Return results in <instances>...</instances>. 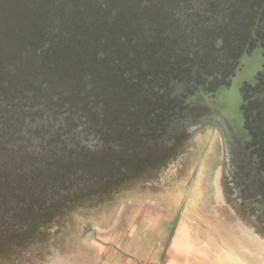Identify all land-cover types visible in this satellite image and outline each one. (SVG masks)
Segmentation results:
<instances>
[{
	"label": "trees",
	"instance_id": "trees-1",
	"mask_svg": "<svg viewBox=\"0 0 264 264\" xmlns=\"http://www.w3.org/2000/svg\"><path fill=\"white\" fill-rule=\"evenodd\" d=\"M3 1L0 5H8L9 12L0 11V34L6 32L16 45L8 57L17 62L4 65L15 78H0V155L11 160L0 172L6 181L0 185L1 232L54 217L57 185L72 176L83 180L93 172L91 179H96L104 170L137 164L134 139L151 131L142 123L152 113L142 76L147 63L168 49L165 31L155 27L157 38L145 48L134 37L142 30L134 21L150 9L146 3ZM16 8L21 10L11 14ZM3 53L0 42V58ZM98 82L115 94L119 115L125 110L123 123L106 112ZM18 167L29 171L24 174ZM46 198L52 201L49 206Z\"/></svg>",
	"mask_w": 264,
	"mask_h": 264
},
{
	"label": "flooded vegetation",
	"instance_id": "flooded-vegetation-1",
	"mask_svg": "<svg viewBox=\"0 0 264 264\" xmlns=\"http://www.w3.org/2000/svg\"><path fill=\"white\" fill-rule=\"evenodd\" d=\"M165 3V8L159 6L162 10L152 13L160 17L155 28L165 31L168 49L163 57L147 63L142 76L149 91H144L150 103L147 109L152 112L142 123L151 131L134 139L136 168L145 167L149 159L158 163L168 159L169 166L185 158L188 100L198 95L216 99L223 88L231 87L243 62L255 55L264 59V0ZM241 95L250 140L231 145L225 179L233 189L230 192L241 191V196H249L251 209L260 210L254 201L264 193V65L252 82L243 83Z\"/></svg>",
	"mask_w": 264,
	"mask_h": 264
},
{
	"label": "rangeland",
	"instance_id": "rangeland-1",
	"mask_svg": "<svg viewBox=\"0 0 264 264\" xmlns=\"http://www.w3.org/2000/svg\"><path fill=\"white\" fill-rule=\"evenodd\" d=\"M2 1L0 0V2ZM134 2L146 3L150 7L149 11H145L134 21L137 28L142 27L140 32H134V37L140 39V46L145 48V45L150 44L151 39L157 38L154 34V27H156L155 22L158 23L160 17L152 14L157 12L156 8L153 9L152 7L157 6L159 10L162 6L163 9L167 6L165 2L168 0H135ZM7 6L1 4L0 11L9 12L6 9ZM11 10V14H14L21 9ZM137 28L135 29L137 30ZM9 38L10 36H6V32L1 31L0 42L3 44L4 52L1 56H5V58L3 56L0 58L1 80L9 76L4 67L6 62H17V60L8 57L12 53V47L16 48V45ZM9 78H15V76H9ZM98 83L101 87L99 94L106 104V112L118 124L123 123L124 116L122 115L125 114V110L119 115V109L115 108L113 102L116 98L115 94H112L104 82ZM76 94L75 92L71 94L72 104L77 101ZM6 123L5 128L7 129L10 123ZM113 136L111 135V137ZM1 143L4 145V141ZM188 145V149L193 148L196 151V158L191 162H185L184 158L176 159L168 166L166 164L168 159H162L160 163L149 159L145 167H138L137 169L131 167L126 170L112 169L114 174H107L110 176L106 181L90 179L88 180L89 184L80 185H70L68 182L70 186L57 192L59 201H56L58 209L54 211L57 214L56 220L42 225L44 229L39 232L38 229H35L34 232H26L22 239L26 243L20 244L17 246V250H14L17 254L2 255L4 257L0 256V259L5 264H46L53 260L60 264H99L102 256L99 253L100 249L110 246L107 238L123 228L125 216H130L136 210L143 208L147 211L149 206L161 204L160 202L168 199V205L170 201H173L176 206L174 216L177 218V222L173 229L175 238L178 239V235H183L185 232L184 234L188 235L189 239L186 244L201 248L203 245L208 246L207 248L212 249L211 253L216 256L213 257L214 254L209 253L212 257L209 260L210 264H241L239 259L236 263L235 260L229 258L222 247L230 249V246L223 244L217 233L193 218L195 214H204V211L205 213L207 211L205 208L203 210L201 205L210 199L211 172L213 166L219 168L223 146H220L219 156L213 158L212 154L216 151V141H214L212 133H206L197 142ZM0 146L2 145L0 144ZM6 160L10 161L9 164L11 163V160L2 158L0 155V172L6 170V163H4ZM18 160H14L12 163H16ZM20 163L22 162L20 161ZM161 165L166 166L162 169ZM158 166L162 168L158 169ZM3 176L0 173V178ZM8 177L10 179L12 175ZM22 179L23 177H17V180ZM1 182L4 181L0 179V185ZM101 182L106 184L102 185ZM71 196L73 199L71 204L69 206L65 204L63 209L60 204L64 203V199L69 202ZM207 213L209 214V211ZM182 215L183 217H181ZM212 238H214L215 244L211 242ZM251 262L255 264L253 261Z\"/></svg>",
	"mask_w": 264,
	"mask_h": 264
},
{
	"label": "water",
	"instance_id": "water-1",
	"mask_svg": "<svg viewBox=\"0 0 264 264\" xmlns=\"http://www.w3.org/2000/svg\"><path fill=\"white\" fill-rule=\"evenodd\" d=\"M243 65L242 71L238 72L237 76L233 79L231 87L223 88L216 95V99L198 95L188 100L190 108L186 114L188 120L185 124L188 132L187 144L197 142L206 133H212L214 141H216V151L213 153V158L219 156L217 151L221 145L223 146L219 168L218 166L217 168L213 166V171L211 172L210 199L204 205H201L203 210L205 208L209 211V214L207 211L206 213L204 211V214H195L193 218L217 233L223 244L225 243L230 246V249L227 250L232 252L236 260L239 259L241 261V264H252L251 261L255 264H264V193L258 197L257 195L252 196L253 200L256 197L258 198V200L254 201V204L256 203L258 205L256 208H260V210L251 209L252 202L248 201L249 196L248 198L241 196V191L235 194L230 192L233 189L229 187L225 179L228 175V167L231 160L229 152L231 145H242L244 141L250 140L248 131L244 127L245 120L241 110L244 103L241 88L245 81L252 82L256 73L262 70L264 59H260L255 55L252 59L243 62ZM194 158H196V151L193 148L187 149L184 161L191 162L195 160ZM161 166L163 167V165ZM161 166H158V169L162 168ZM21 168L18 167L17 170L22 171L24 174L29 171L27 168H24L25 170ZM129 168L131 167H123L120 170ZM132 169L137 168L136 166H132ZM113 170H104L98 174L96 180L106 181L110 176L107 174H114L112 173ZM90 174L83 180L72 176L69 184H89L88 180L95 173L93 174L92 172ZM104 184L106 183H102V185ZM70 185L68 183L57 185L56 194L60 189H65ZM70 198L69 202L64 199V203L60 205L65 207V204H67L69 206L73 200L72 196ZM44 202L46 206L52 203L49 198H46ZM56 218L57 214L52 218L44 217V219L31 225L18 223L17 227H19V231L15 227L5 232L0 231V256L16 255L17 252L14 250H17V246L20 244H24L25 241L22 239L26 232H34L35 229H38L39 232L44 229L42 225L49 224V222L52 223ZM0 264L5 263L0 259ZM46 264L60 263L53 260Z\"/></svg>",
	"mask_w": 264,
	"mask_h": 264
},
{
	"label": "crops",
	"instance_id": "crops-1",
	"mask_svg": "<svg viewBox=\"0 0 264 264\" xmlns=\"http://www.w3.org/2000/svg\"><path fill=\"white\" fill-rule=\"evenodd\" d=\"M160 203L125 216L123 228L107 238L110 246L100 249L99 264H210V254L214 253L208 246L186 244L189 239L185 232L175 238L174 202L168 205L165 199ZM211 242L215 244L214 238ZM222 248L237 263L234 254Z\"/></svg>",
	"mask_w": 264,
	"mask_h": 264
}]
</instances>
